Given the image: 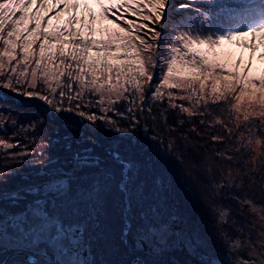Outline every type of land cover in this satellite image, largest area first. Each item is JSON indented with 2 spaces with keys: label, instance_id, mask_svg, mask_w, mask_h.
<instances>
[{
  "label": "snow or ice",
  "instance_id": "6c2138e0",
  "mask_svg": "<svg viewBox=\"0 0 264 264\" xmlns=\"http://www.w3.org/2000/svg\"><path fill=\"white\" fill-rule=\"evenodd\" d=\"M237 2L242 4V8L232 6ZM61 3L63 8L45 20L48 13L55 11V7ZM94 3L98 12L93 11L88 3L81 7L79 0H56L55 6L48 5L46 0H41L38 6L37 0H0V42L4 45L3 50H0L2 87L27 98H38L60 113L72 110L71 105L69 108L63 107L66 96L69 101L82 99L81 91H76L75 96L72 94L73 82L81 89L90 85L87 90L101 97L96 103L104 111L102 97L106 93L120 97L127 91L126 87L119 84L121 79L125 85L128 82L135 83L136 92L143 96L145 90L139 81L147 77L148 91L156 99L160 87L152 90L153 77L148 71V65L159 66L157 57L163 56L166 70L159 83L168 89L193 88L198 83L203 94L205 81L219 70L220 73H227L222 76L226 92L233 93L236 86H240L237 101L245 95L254 99L258 91L264 94V72H253L256 68L253 61L264 62V52L257 56L251 47L253 41L241 42V47L245 44L249 46L247 59L243 52L236 56L232 50L225 48L226 42H235L241 37L264 32V0H188V3H182L177 8L178 12L189 10L188 13L177 20L169 18L171 24L165 26L176 28L174 38L165 41V49H161L159 43L161 32L143 21L159 25L167 17L169 0H94ZM199 3L207 4L209 8L205 10L196 7ZM216 5L218 7L213 11L212 7ZM34 6L36 11H33ZM143 9H147L148 14ZM192 12H195V17L190 14ZM110 15L115 16V20L110 19ZM225 15L233 18L240 16L252 23L230 26L221 19ZM128 16L136 19H129ZM120 20H123L126 27L117 22ZM197 20L199 25L196 24ZM143 29L151 33L148 40L137 35ZM194 29L196 34H193ZM149 40L157 43H150ZM38 41L37 52L34 45ZM261 46L264 47V44ZM33 63L35 67H31ZM6 64L10 65L7 71ZM70 69L74 70L75 75ZM113 75L117 84L112 83ZM63 76L68 78L67 85L61 83ZM88 77L91 79L88 80ZM51 84L57 87H51ZM248 89H251L250 94ZM211 92L220 93L219 80ZM169 95L171 97V93ZM215 99L226 97L219 94ZM111 102L114 104L118 101ZM80 107V103L75 105L78 115L90 122L98 118L94 113L80 111ZM180 107L183 112L192 115L188 108ZM5 115L0 112V118ZM99 118L122 138L132 134L138 124L135 117L124 128L116 121ZM7 123L15 126L17 122L8 116ZM27 127L34 130L32 123ZM67 139L66 149L71 151V138ZM213 139L219 138L214 136ZM138 142L132 136V143ZM0 146L12 149L19 145L0 139ZM108 154L121 166L117 188L123 196V240L127 241L135 221L134 239L138 250L147 247L151 256H162L170 249H179L195 257L197 264H221L210 253L200 251L204 241L198 233H186L174 227L179 222L178 217L167 211L158 195L149 198L144 194L142 185L132 187L138 171L133 161L125 160L116 148L108 149ZM17 155L33 153L22 152ZM58 165V160L49 158L35 172L38 182L15 190H8L2 185L7 184L8 177L16 173L0 170V203L6 205L0 207V249L9 246L28 251L30 255L25 258V264H95V261L87 259L85 251L90 248L89 229L97 222L102 195L115 182V177L111 171L100 168L101 161L91 147L73 152L71 169ZM93 168L100 171L88 179L77 176L78 172ZM155 183L159 190L163 189L161 179L157 178ZM21 200L27 201L23 211L13 213L8 210L17 207ZM133 205L139 209L136 216L131 215ZM219 215L226 217L227 213ZM133 264L167 262L141 259ZM171 264L178 262L172 261ZM186 264H191V261ZM248 264H257V261L252 260Z\"/></svg>",
  "mask_w": 264,
  "mask_h": 264
},
{
  "label": "trees",
  "instance_id": "16d2710c",
  "mask_svg": "<svg viewBox=\"0 0 264 264\" xmlns=\"http://www.w3.org/2000/svg\"><path fill=\"white\" fill-rule=\"evenodd\" d=\"M237 8H242V4ZM223 21L230 26L252 22L245 21L240 16H224ZM122 84L127 89L122 96L112 98L105 94L102 97L104 111L96 103L101 97L83 93L82 99L71 100L74 103L71 104L72 110L60 112V115L52 114L51 109L45 105H37L35 97L27 98L28 102L25 103L8 90L0 91V106L15 112L19 120L15 129L27 138L29 153H33L13 155L16 153L12 151L14 147L6 149L0 146V170L16 173L9 176L7 184L2 187L15 190L38 182L35 172L49 158L58 160L59 165L71 169L73 152L91 147L94 155L101 161L100 168L111 171L115 177V182L102 195L97 222L89 229L90 248L85 251L87 259L95 261V264H133L141 259H155L167 264L172 261H177L178 264L189 261L197 264L195 257L179 249H170L162 256H151L147 247L138 250L134 239L135 221L127 241L122 239L123 196L117 188L121 166L108 154L110 148H116L125 160H131L136 165L138 171L132 187L142 185L144 194L149 198L158 195L167 211L175 213L178 221L186 225V233H207L216 224L227 232L229 242L240 234L253 233L251 225L241 219L240 212L236 210L238 203L244 200L260 207L264 213V149L255 157L244 140H236L237 131L253 127L249 124L250 121L235 127V112L227 100H208L198 105L192 115H189L180 107L189 109L187 102L170 97L165 92H160L153 99L148 91V83L141 85L145 90L143 96H138L129 82L125 85L123 80ZM152 90L155 88L152 87ZM73 95L75 96L74 93ZM113 100L118 102L113 104ZM77 103L81 105L80 111L94 113L98 118L90 122L78 115L75 110ZM99 117L116 121L122 128L128 127L133 117L138 124L132 134L122 138ZM29 123L34 125V130L27 127ZM259 123L262 124L261 121ZM24 128L27 130H23ZM260 129L258 127L257 130L261 131ZM132 136L139 142L133 144ZM214 136L219 139L214 140ZM69 137L71 151L66 149ZM99 171L96 168L84 169L77 176L88 179ZM25 176L28 179H22ZM157 178L164 183L162 190L155 183ZM26 203L27 201L21 200L17 207L8 210L13 213L23 211ZM5 206L0 203V207ZM226 210L235 219H231L228 225L222 223L219 217ZM138 212L139 209L133 205L131 215L136 216ZM184 226L181 227L185 228ZM20 250H0V264L9 254ZM10 259L7 264H14L18 260L22 262L24 257L15 255Z\"/></svg>",
  "mask_w": 264,
  "mask_h": 264
},
{
  "label": "rangeland",
  "instance_id": "374dc122",
  "mask_svg": "<svg viewBox=\"0 0 264 264\" xmlns=\"http://www.w3.org/2000/svg\"><path fill=\"white\" fill-rule=\"evenodd\" d=\"M40 3H41V0H37V6ZM46 3L50 6H55L56 0H46ZM79 3L81 7H83L85 3H88L93 8V11H96V12L99 11V9L95 6L94 0H79ZM182 3H188V0H169L167 17L159 25H151L149 24L148 21H143V23L148 24L149 27H156L157 31L161 32V37L159 41L161 49H165L167 47L165 41L174 38V34L176 32V28L174 26L165 27L166 25L171 24V21L169 18H171V20H177L179 19V17L184 16L189 11V10H182L179 12L177 11L178 6ZM240 5L241 3L237 2L236 4H233L232 6L239 7ZM196 7L207 10L209 8V5L200 3V4H197ZM217 7L218 5L213 6L212 10L215 11ZM62 8H63V4L61 3L55 7V11L48 13V16L45 17V20H47L48 17L55 15L56 12H59ZM33 11H36V6H34ZM113 11L115 10L113 9ZM143 11L145 12V14H148L147 9H143ZM190 14L193 17H195L196 15L195 12H192ZM225 16L229 17L230 15H225ZM109 18L115 20V16L110 15ZM127 18L136 19V17H132V16H128ZM221 19H223V17ZM117 22L120 23L122 26L126 27V25H123V20H120ZM251 23L252 22L248 24H251ZM196 24L199 25V20L196 21ZM240 25L235 26V27H239ZM193 34H196L195 29L193 31ZM137 35L142 36L145 40H148L151 33H148L147 29H143V30L138 31ZM242 41L243 42L253 41L251 47H252V50L256 52L257 56H259L261 52H264V47L261 46L262 44H264V32L256 33L255 36L241 37L235 42H226L225 48L232 50L236 54V56H239L240 53L243 52L245 55V59H247V53L249 51V46L245 44L244 47H241ZM149 42L153 44L157 43V41H150V40ZM38 45H39V41L37 42L36 45H34V49L37 52H38ZM177 46H179L178 43H177ZM3 48H4V45L2 44V42H0V50H3ZM145 55H147V53ZM157 61H158L159 66L153 67L152 64L148 65V71L149 73L152 74V77H153L151 81L152 87L156 88L157 86H159L160 92H165V94H168V96H170L169 93H171V97L173 96L174 98H177L182 102H187L188 106H190L189 110L191 112L194 111L195 108H197V106L202 104L203 102L205 103L208 100H217L215 99V96L222 94L223 97H226V99H219V100H227L229 103L232 104V107L234 109L235 113H234L233 121L235 123L232 122V124L234 123L235 127L239 126L240 124L243 126L245 125L246 122L250 121L249 124L254 127L253 128L251 126H248L249 129H247L248 128L247 127L243 131H240V130L237 131L238 138L236 140L238 141L244 140L250 146L251 150L254 152L255 157L260 155V153H262V150L264 149V141H263L264 139V94H261L258 91L254 99H249V95H245L243 96V98L237 101V97L240 95V86H236V91L233 93L229 94L228 92H226L224 89L225 82L223 81L222 76L227 73H220L219 70H216V72L213 73V76H210L205 81V90L203 94L200 92L198 83L194 85L193 88L168 89L162 83H159L162 80L163 72L166 70L165 58L163 56H158ZM253 63L256 64V68L253 69L254 73L264 72V62L255 60L253 61ZM13 64H15V62H13ZM238 64H239V61H237V66ZM8 67H10V65L6 64L5 65L6 71ZM31 67H35L34 63L31 65ZM74 67L75 66H73V69ZM73 69H70V70H73ZM73 74L75 75L74 70H73ZM244 74L245 75L247 74V68L244 70ZM42 75L43 74L41 73V77ZM29 78H30V72H29ZM87 79L90 80L91 77H88ZM217 80L220 81V93L213 94L211 92V89ZM61 83L64 85H67V83H69L67 76L61 77ZM112 83L117 84V80L114 75H113ZM122 83H123V79L119 81V84L124 87V84ZM129 83L131 85V88L135 89V83L133 82H129ZM139 83L140 85H146L148 83L147 77L142 78L139 81ZM50 86L57 87L55 84H51ZM87 87H90V85H88ZM87 87H85L84 89H81L77 86L75 82H73V93L75 94L76 91H81L82 94L84 93V95H88V96L93 95L89 93V91L87 90ZM3 90H8V89H4L2 87V84H0V91H3ZM57 91H59V89H57ZM65 91H67L66 88H65ZM8 92L12 93L13 95L14 94L17 95L18 97H20V99L23 100V102L25 103L28 102L27 97L23 95H19L15 91H12V90H8ZM247 92L250 94L251 89H248ZM106 95L108 94L106 93ZM182 96L185 97V99L181 100L180 97ZM111 97L115 98V96H111ZM56 99L57 101H59L58 95ZM34 100L37 103V105L40 104L41 107L45 105L46 107L50 108L49 105L42 102L38 98H35ZM71 104H74L73 101H69L66 96L65 99L63 100V107L67 108ZM65 111H69V110H65ZM0 112L6 113V115L3 118H0V139L8 140L11 143H13V145H19V146H14V148L12 149V151H16V153L13 155H17L18 153H22V152L29 153L30 145L28 144L27 138H24L15 129L17 125L13 126L12 124L7 123L8 116H11L16 122L19 121L17 120L18 117L17 115H15V112L13 110H10L8 108H4L1 106H0ZM51 112L52 114L55 113L57 115H60V113H56L53 109H51ZM256 120L258 121L257 123H256ZM260 121L262 122V124L259 123ZM258 127H261L260 129L261 131L257 130ZM250 128H252L253 130H250ZM23 130H27V128H24ZM221 170L224 171L225 169H221ZM237 208L238 209L236 210L240 212V216H241L240 218L248 221V223L251 225V231H253V233L250 232L248 235V237L251 236V239H252V241L250 242V245H249V242H245L246 235H247L246 234L245 236L243 235V238H242L244 242H241V244L238 246H234V244H237L239 241V239H237V236L234 239V242L233 241L229 242V239L227 240V236L226 237L224 236V232H223L224 229L223 228L220 229L221 226L216 224V226L212 227V229H210V231H208L207 233L202 232L203 234H199L201 239L204 241V247L200 251L210 253L213 257L215 255H218V257L222 261L221 264H244L242 261H244L245 259L247 262L256 260L257 264H264V213H263V210L260 207L255 206L254 204L250 203L249 201H244V200L238 203ZM225 212L227 213L226 217L221 216V215H219V217L221 220L225 219L226 222H222V223L224 224L227 223L226 225H228L231 223L232 220H235V219L230 217L229 210H226ZM175 226L181 227V226H184V224H181L180 222H178ZM184 227L185 228L181 227L180 230H183L185 232L187 227L186 225ZM11 248L12 247L5 246L4 248L0 250L5 251V249L6 250L10 249V251L11 250L15 251L14 248L12 249ZM20 252L27 253L28 255L30 254L26 250L16 251L15 253H20ZM241 257H243V259H240ZM20 262L21 261L18 260L14 264H25V260H23L21 263Z\"/></svg>",
  "mask_w": 264,
  "mask_h": 264
},
{
  "label": "flooded vegetation",
  "instance_id": "af4514ba",
  "mask_svg": "<svg viewBox=\"0 0 264 264\" xmlns=\"http://www.w3.org/2000/svg\"><path fill=\"white\" fill-rule=\"evenodd\" d=\"M222 220H224L225 221V219H222ZM226 224V223H225ZM224 232V236L226 237L228 234H227V232H225V231H223ZM227 234V235H226ZM245 236V235H244ZM242 238H243V234H240V235H238L237 236V239H239V241H238V243L237 244H234V246H238V245H240L241 244V242H244V240H242ZM227 240H228V238H227ZM252 241V239H251V236L250 237H248V235H246V241L245 242H249V245H250V242ZM234 242V241H233ZM252 246V245H251ZM23 253V252H22ZM242 253V252H241ZM27 254V253H26ZM30 255V254H29ZM22 256V255H21ZM24 257V256H23ZM214 258H216L217 260H219V261H221L220 260V258L218 257V255H215L214 256ZM240 259H243V257H241ZM24 260H25V258H24ZM4 262V261H3ZM244 264H248V262L246 261V259L244 260V261H242ZM8 263V262H7ZM221 263H222V261H221ZM235 263V262H234Z\"/></svg>",
  "mask_w": 264,
  "mask_h": 264
},
{
  "label": "water",
  "instance_id": "95a60500",
  "mask_svg": "<svg viewBox=\"0 0 264 264\" xmlns=\"http://www.w3.org/2000/svg\"><path fill=\"white\" fill-rule=\"evenodd\" d=\"M177 230H180V226H174ZM23 255L24 256V258H26L27 256H28V254H26V253H22V252H20V253H14V254H10V255H8L6 258H5V260H4V262L2 263V264H7V262L10 260V258H12L13 256H15V255Z\"/></svg>",
  "mask_w": 264,
  "mask_h": 264
}]
</instances>
